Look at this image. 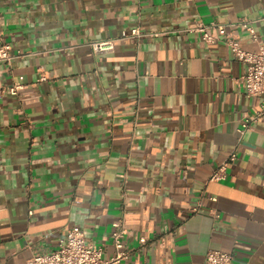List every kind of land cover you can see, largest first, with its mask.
I'll list each match as a JSON object with an SVG mask.
<instances>
[{"label": "crops", "instance_id": "obj_1", "mask_svg": "<svg viewBox=\"0 0 264 264\" xmlns=\"http://www.w3.org/2000/svg\"><path fill=\"white\" fill-rule=\"evenodd\" d=\"M198 21L264 44V0H0L15 54L0 88L24 85L0 95V264L56 249L74 225L109 257L121 219L134 251L120 264H204L210 249L264 264V118L238 131L261 99L237 85L246 65L224 41L186 30ZM138 25L161 34L92 53Z\"/></svg>", "mask_w": 264, "mask_h": 264}, {"label": "built area", "instance_id": "obj_2", "mask_svg": "<svg viewBox=\"0 0 264 264\" xmlns=\"http://www.w3.org/2000/svg\"><path fill=\"white\" fill-rule=\"evenodd\" d=\"M239 23L251 33L253 40H257V33L252 21L241 20ZM232 26V23L219 21H198L194 26L188 27L186 30L199 33L206 43L224 41L230 47L234 57L245 63V71L240 77L236 78V83L247 96L260 97L261 100L259 110L255 114L246 115L242 119L238 131L243 135L246 130L251 128L254 122L264 118V44L260 45L257 51L245 49ZM160 34L158 31H143L138 25L133 27L130 32L122 31L118 37L92 40L89 42V46L94 55H99L114 50L117 40L130 37L140 39L142 36H158ZM14 55L9 43L0 42V62H10ZM17 55H22V52L18 51ZM45 79L44 75L40 76V80ZM22 87H24L22 82H13L1 87L0 95L5 93L17 94ZM237 159L238 148L235 147L229 152L227 159L220 163L212 172L210 180L226 179L230 165L234 164ZM194 210H197V208H194ZM30 213L32 214L33 211L30 210ZM214 215L218 216V213L214 212ZM114 225L115 228L112 231L114 252L109 257L104 256L102 246L88 242L85 238L84 230L74 225L67 230L56 249L46 252L36 251L28 259L27 264H120L132 255L134 248L126 246L124 242L123 238L126 233L124 221L121 219L115 222ZM140 242L145 243L146 237L142 236ZM204 264L236 263L232 253L210 249L206 253Z\"/></svg>", "mask_w": 264, "mask_h": 264}]
</instances>
